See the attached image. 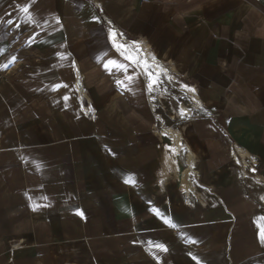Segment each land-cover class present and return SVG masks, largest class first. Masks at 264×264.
Masks as SVG:
<instances>
[{
  "label": "crops",
  "instance_id": "crops-1",
  "mask_svg": "<svg viewBox=\"0 0 264 264\" xmlns=\"http://www.w3.org/2000/svg\"><path fill=\"white\" fill-rule=\"evenodd\" d=\"M0 264H264V0H0Z\"/></svg>",
  "mask_w": 264,
  "mask_h": 264
},
{
  "label": "rangeland",
  "instance_id": "rangeland-1",
  "mask_svg": "<svg viewBox=\"0 0 264 264\" xmlns=\"http://www.w3.org/2000/svg\"><path fill=\"white\" fill-rule=\"evenodd\" d=\"M133 47L136 50L137 54L140 56V58L143 60V63L145 64V66H148L149 70H151L152 75H154V76H162V75L165 76L168 79V81L171 84H173V86L177 90L184 92L185 94L187 93L186 95L189 94L190 99L192 100L193 104L194 103L200 104L198 96L196 95L195 88H193L192 85L186 86V84H184L181 81V79L179 80V78L172 72L170 74H167L169 69L161 67L158 62H155L154 60H152V58L149 57V55L146 51L138 48L137 46H133ZM238 159L240 161H243L244 159H245V162L247 161L246 156H240ZM245 165H247V163H245ZM243 167H244V165H243ZM246 168L248 170L247 175L255 174V172H256V165L255 164H253L252 166L248 165Z\"/></svg>",
  "mask_w": 264,
  "mask_h": 264
},
{
  "label": "built area",
  "instance_id": "built-area-1",
  "mask_svg": "<svg viewBox=\"0 0 264 264\" xmlns=\"http://www.w3.org/2000/svg\"><path fill=\"white\" fill-rule=\"evenodd\" d=\"M114 30H115V32L120 36V37H123L122 36V34H121V32H120V30H118L117 28H114ZM125 43H130V40L129 39H125ZM132 44L134 45V46H137L138 48H140V49H142V50H144V51H146V49H145V47L142 45V44H140V43H138V42H132ZM156 62V61H155ZM78 95V97L80 98V100L82 101V100H85V101H87L88 100V97H87V95L85 94V93H83V92H79V93H77ZM82 108L83 109H85V110H88V106L87 105H82ZM231 150V153H232V155L234 156V158H235V160H237L240 156H243V154L242 153H240V152H237L236 150V147H235V145H231V148H230ZM249 164H247V165H245L244 164V166H248ZM253 164L251 163L250 164V166H252ZM187 191L189 192V189L187 188ZM191 191H193L192 189L190 190V192Z\"/></svg>",
  "mask_w": 264,
  "mask_h": 264
},
{
  "label": "snow or ice",
  "instance_id": "snow-or-ice-1",
  "mask_svg": "<svg viewBox=\"0 0 264 264\" xmlns=\"http://www.w3.org/2000/svg\"><path fill=\"white\" fill-rule=\"evenodd\" d=\"M25 12H27L28 11V9L27 8H24L23 9ZM8 23L9 24H11L12 23V21L11 20H9L8 21ZM111 35L113 36V37H115L117 34L115 33V31H112L111 32ZM138 46V45H137ZM15 59V57H13V60ZM106 67H107V65H105ZM4 67H7V65H4ZM153 83H155V81H153ZM158 247H162L161 245H158Z\"/></svg>",
  "mask_w": 264,
  "mask_h": 264
}]
</instances>
